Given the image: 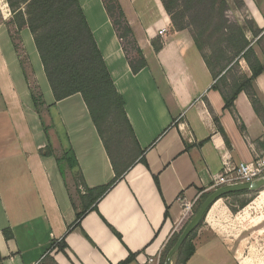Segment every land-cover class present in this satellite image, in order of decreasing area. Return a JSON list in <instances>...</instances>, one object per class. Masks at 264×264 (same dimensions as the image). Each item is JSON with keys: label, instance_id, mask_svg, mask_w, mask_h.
Segmentation results:
<instances>
[{"label": "crops", "instance_id": "crops-1", "mask_svg": "<svg viewBox=\"0 0 264 264\" xmlns=\"http://www.w3.org/2000/svg\"><path fill=\"white\" fill-rule=\"evenodd\" d=\"M118 2L145 60L137 74L101 0H78L136 141L125 173L95 200L88 191L115 172L81 95L56 102L30 31L13 26L15 40L10 21L0 23V264L46 255L56 264H119L130 254L145 264L187 224L179 197L196 205L213 193L224 161L264 155V73L252 82L255 104L240 92L228 109L191 35L174 29L160 0ZM238 2L262 33L264 0ZM192 242L186 264L236 262L212 228L197 227Z\"/></svg>", "mask_w": 264, "mask_h": 264}, {"label": "trees", "instance_id": "trees-1", "mask_svg": "<svg viewBox=\"0 0 264 264\" xmlns=\"http://www.w3.org/2000/svg\"><path fill=\"white\" fill-rule=\"evenodd\" d=\"M179 1L160 0L173 27H177L173 10ZM217 1L221 17L223 7H225L224 1L211 0L210 6H216ZM6 2L13 14V24L17 32L27 28L33 37L54 100L58 102L80 94L102 140L115 172V179L95 191H88L95 200L107 192L125 173L128 168L125 163L131 155V144H136L125 115L123 100L114 87L78 0H6ZM101 2L119 41L123 44L124 54L131 71L137 74L146 64L120 4L118 0H101ZM194 2L199 4L204 0H194ZM183 28L177 30L181 31ZM223 29L227 32V43L234 55H241V59L247 64L250 77L243 75L235 78L231 68L226 70L227 66H223V58L220 55L222 53L217 46L212 45L204 31H200L193 37L194 45L202 54L213 78L216 79L214 89L221 94L225 107L232 109L233 102L240 92H245L254 105L256 93L252 82L264 73V64L260 63L241 28L236 26L233 29L229 27ZM260 33L261 31H254L252 35L256 38ZM125 45L130 49L128 50ZM159 49L160 45L154 44V50ZM206 50L208 54L205 53ZM33 100L36 102L35 98ZM262 147L264 149V142ZM142 162L144 163V159ZM243 193L246 192L229 194L223 198ZM206 198L207 195L201 197L196 212ZM179 234L180 232L175 233L171 237L165 246V252L159 264H164V258ZM4 237L6 240L11 239V232L5 231ZM192 241L193 232L176 253L179 257V264H186L195 254ZM134 261L135 255L130 254L125 261L119 264H132ZM39 264H56V262L53 257L46 255Z\"/></svg>", "mask_w": 264, "mask_h": 264}, {"label": "rangeland", "instance_id": "rangeland-1", "mask_svg": "<svg viewBox=\"0 0 264 264\" xmlns=\"http://www.w3.org/2000/svg\"><path fill=\"white\" fill-rule=\"evenodd\" d=\"M210 1L204 0L198 4L194 0H180L173 10V17L177 24L174 29L184 27L183 30L188 31L192 39L200 31H204L212 45L217 46L222 53L220 55L223 58V66H227L226 70L231 68L232 75L239 78L244 75L248 66L241 59V55H234L227 43V32L223 28L233 29L236 26L241 28L245 36L247 34L250 46L253 50L255 49L254 52L263 57L264 31L257 39L253 37L254 27L244 16L238 0H223L225 7L221 17L219 2L217 1V5L211 7ZM4 18L10 21L7 25L10 26V31L13 32L12 37L16 40L13 14L6 0H0V23L4 22ZM259 38L261 39L257 42ZM127 48L130 49L129 46ZM205 53L208 54V51L206 50ZM197 205L198 203L186 214V223L195 215ZM198 227L212 228L226 245L232 247L231 255L235 256V264H264V186L258 191L222 198L216 208L212 210L211 207L208 210ZM164 252L165 248L154 257L160 261ZM174 263L175 256L172 261V264Z\"/></svg>", "mask_w": 264, "mask_h": 264}, {"label": "built area", "instance_id": "built-area-1", "mask_svg": "<svg viewBox=\"0 0 264 264\" xmlns=\"http://www.w3.org/2000/svg\"><path fill=\"white\" fill-rule=\"evenodd\" d=\"M158 35L162 37L164 30H160ZM262 177H264V155L256 156L254 162L250 164L241 163L236 166L231 165L226 160L223 162L221 172L212 180V190L214 192L227 187L249 184L258 181ZM179 201L182 202L184 215L186 216L194 205L183 202L181 197H179ZM145 264H159V260L156 257H149Z\"/></svg>", "mask_w": 264, "mask_h": 264}, {"label": "water", "instance_id": "water-1", "mask_svg": "<svg viewBox=\"0 0 264 264\" xmlns=\"http://www.w3.org/2000/svg\"><path fill=\"white\" fill-rule=\"evenodd\" d=\"M262 186H264V177L258 181H254L249 184L237 185L233 187H227L214 191L202 202L201 206L195 213V215L187 222L184 228L181 230L177 240L167 252L164 258V264H172L174 255L179 251L185 240L189 235L199 226L202 218L206 215L208 210L214 205L218 200L222 199L224 196L239 192H254L258 191Z\"/></svg>", "mask_w": 264, "mask_h": 264}]
</instances>
